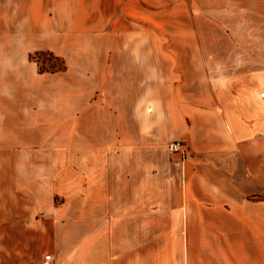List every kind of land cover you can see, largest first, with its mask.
<instances>
[{
    "label": "crops",
    "instance_id": "0c3cea01",
    "mask_svg": "<svg viewBox=\"0 0 264 264\" xmlns=\"http://www.w3.org/2000/svg\"><path fill=\"white\" fill-rule=\"evenodd\" d=\"M244 3L0 0V264H264Z\"/></svg>",
    "mask_w": 264,
    "mask_h": 264
},
{
    "label": "rangeland",
    "instance_id": "374dc122",
    "mask_svg": "<svg viewBox=\"0 0 264 264\" xmlns=\"http://www.w3.org/2000/svg\"><path fill=\"white\" fill-rule=\"evenodd\" d=\"M237 2V0H235ZM246 5V12L242 16V25L245 26L252 33H248L247 37L251 42L260 41V34L258 32L264 29V4L259 2V0H244ZM238 17V16H236ZM82 40V39H80ZM37 53V56H35ZM29 60L36 64L39 73H59L63 70L61 67H65L62 58L56 57L53 53L49 51L32 52L29 54ZM59 104L62 103V99H59ZM52 197V194L44 192L42 194V200ZM54 200H60L58 197H54Z\"/></svg>",
    "mask_w": 264,
    "mask_h": 264
},
{
    "label": "built area",
    "instance_id": "2783aa9c",
    "mask_svg": "<svg viewBox=\"0 0 264 264\" xmlns=\"http://www.w3.org/2000/svg\"><path fill=\"white\" fill-rule=\"evenodd\" d=\"M167 151L170 155H180L182 160L187 157V149L182 141H173L167 145ZM42 264H52L50 255L44 257Z\"/></svg>",
    "mask_w": 264,
    "mask_h": 264
},
{
    "label": "trees",
    "instance_id": "16d2710c",
    "mask_svg": "<svg viewBox=\"0 0 264 264\" xmlns=\"http://www.w3.org/2000/svg\"><path fill=\"white\" fill-rule=\"evenodd\" d=\"M35 56H37V53H35ZM65 67H61V69L63 70ZM41 73L45 72V71H41L39 70Z\"/></svg>",
    "mask_w": 264,
    "mask_h": 264
}]
</instances>
